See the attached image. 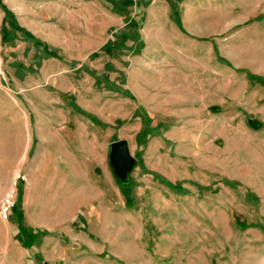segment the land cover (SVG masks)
<instances>
[{
    "label": "rangeland",
    "instance_id": "obj_1",
    "mask_svg": "<svg viewBox=\"0 0 264 264\" xmlns=\"http://www.w3.org/2000/svg\"><path fill=\"white\" fill-rule=\"evenodd\" d=\"M3 117L30 137L0 141V264H264V0H0ZM92 134L103 153L126 138L133 162L117 224L70 236L73 164L106 162L82 150Z\"/></svg>",
    "mask_w": 264,
    "mask_h": 264
},
{
    "label": "crops",
    "instance_id": "obj_2",
    "mask_svg": "<svg viewBox=\"0 0 264 264\" xmlns=\"http://www.w3.org/2000/svg\"><path fill=\"white\" fill-rule=\"evenodd\" d=\"M11 25L13 23L11 22ZM17 30L20 32H23L25 37L30 38L34 41V43L38 46H41L44 50L46 56L50 57H58L57 53L54 50L48 49L46 44L37 39L33 34L29 33L25 28H22L19 26ZM12 30H14V27L12 26ZM16 30V29H15ZM119 44L114 46L115 48L113 51L117 50ZM106 57V56H105ZM102 61H106L105 58H102ZM111 68V67H110ZM110 72L112 74L111 79L115 78V74H118V70L115 69H107L106 72ZM99 74H104L105 71L103 69L98 70ZM105 72V73H106ZM105 85H108L107 82H104ZM111 87L114 84H109ZM115 87V86H114ZM16 102V101H15ZM140 113L133 112L135 116L138 118V123L141 120V115L143 112L141 109H138ZM4 120H0L2 125L0 126V129L3 131H0V141H3V144L5 143L8 147L16 148L19 150H23L22 145L20 142L17 144V139H21L19 135V131L23 129V127L26 129V132L28 131L27 121L26 120H15V117H3ZM18 133V136L16 135ZM29 137H30V131H28ZM104 137V134H99L98 136L95 134H92L89 139L90 143L88 147L83 148L82 150H99L98 154H102L104 152V148L102 147V139ZM118 139H123L126 141L128 146V140L124 137H116L112 139L111 141H115ZM15 140V142H13ZM109 142V141H108ZM107 146L108 143H105ZM32 143L29 141L26 145V150H30ZM98 147V148H97ZM129 149V148H128ZM106 156V162L104 163L101 161V159H91L89 164L87 163V153L83 152V157L78 159L77 164L75 165V168H72L77 173L76 176H78L79 181L76 184L72 183L69 184V190L70 195H72V198L69 201L67 212L62 217L63 220L65 219H72L76 218L75 222L68 223L67 221L62 222V226L64 227L63 233L67 235H73L75 234L73 228L74 227H83L87 226V221L85 222L86 218L93 217L95 220L100 222L102 225H106V220L108 216L115 220L116 224L118 222V215H119V184L118 180L116 179L108 160V152ZM93 152V151H92ZM103 153V154H105ZM130 153V151H129ZM89 154V153H88ZM94 161H99V163H95ZM83 162V163H82ZM171 166V165H170ZM33 180L28 179L27 185L25 188L22 189V194L28 196L29 193H31L33 190ZM90 192L92 197H98L97 205H90L87 206V196ZM34 193V192H33ZM29 209V207H27ZM31 212V211H29ZM22 217V218H21ZM32 218L31 214L26 213L22 211L20 215V231H22L27 236H24V239L27 240H33L36 239V235L33 234L34 229H36V223L29 221V219ZM26 219V222H23V220ZM31 220V219H30ZM67 224V225H66ZM66 225V226H65ZM80 234V232H79ZM78 234L79 238L80 235ZM23 235V234H21ZM77 235V234H75ZM22 240V241H23ZM5 259V258H4ZM5 261V260H4ZM5 264V263H4Z\"/></svg>",
    "mask_w": 264,
    "mask_h": 264
},
{
    "label": "water",
    "instance_id": "obj_3",
    "mask_svg": "<svg viewBox=\"0 0 264 264\" xmlns=\"http://www.w3.org/2000/svg\"><path fill=\"white\" fill-rule=\"evenodd\" d=\"M108 160L116 179L123 181L133 162L125 140L118 139L110 143Z\"/></svg>",
    "mask_w": 264,
    "mask_h": 264
},
{
    "label": "built area",
    "instance_id": "obj_4",
    "mask_svg": "<svg viewBox=\"0 0 264 264\" xmlns=\"http://www.w3.org/2000/svg\"><path fill=\"white\" fill-rule=\"evenodd\" d=\"M14 189L10 187L9 189L3 191L0 195V219L5 220L9 217V209L13 203Z\"/></svg>",
    "mask_w": 264,
    "mask_h": 264
},
{
    "label": "trees",
    "instance_id": "obj_5",
    "mask_svg": "<svg viewBox=\"0 0 264 264\" xmlns=\"http://www.w3.org/2000/svg\"><path fill=\"white\" fill-rule=\"evenodd\" d=\"M5 13H6V14H8V12H7V11H5ZM4 17H5V16H4Z\"/></svg>",
    "mask_w": 264,
    "mask_h": 264
}]
</instances>
